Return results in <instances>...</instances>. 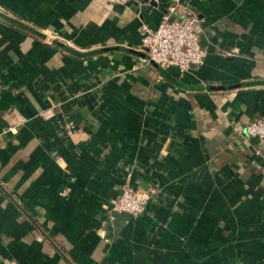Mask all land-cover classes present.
Returning <instances> with one entry per match:
<instances>
[{
  "label": "crops",
  "instance_id": "obj_1",
  "mask_svg": "<svg viewBox=\"0 0 264 264\" xmlns=\"http://www.w3.org/2000/svg\"><path fill=\"white\" fill-rule=\"evenodd\" d=\"M171 1L0 0V264H264V0H180L183 73L140 61Z\"/></svg>",
  "mask_w": 264,
  "mask_h": 264
},
{
  "label": "built area",
  "instance_id": "obj_2",
  "mask_svg": "<svg viewBox=\"0 0 264 264\" xmlns=\"http://www.w3.org/2000/svg\"><path fill=\"white\" fill-rule=\"evenodd\" d=\"M112 4H124L128 0H106ZM200 19L196 12L180 0L168 2L158 24L150 27L141 23L139 32L145 56L141 62H152L169 69L177 68L181 73L204 63L206 50L200 44L196 25ZM245 131L264 141V120L253 118L245 124ZM145 190L134 188L128 182L122 184L119 192L110 199L111 212H124L130 215L140 213L146 204Z\"/></svg>",
  "mask_w": 264,
  "mask_h": 264
},
{
  "label": "water",
  "instance_id": "obj_3",
  "mask_svg": "<svg viewBox=\"0 0 264 264\" xmlns=\"http://www.w3.org/2000/svg\"><path fill=\"white\" fill-rule=\"evenodd\" d=\"M129 215L130 214L124 212H113V216L119 218L120 220L128 217Z\"/></svg>",
  "mask_w": 264,
  "mask_h": 264
},
{
  "label": "rangeland",
  "instance_id": "obj_4",
  "mask_svg": "<svg viewBox=\"0 0 264 264\" xmlns=\"http://www.w3.org/2000/svg\"><path fill=\"white\" fill-rule=\"evenodd\" d=\"M109 3V2H108Z\"/></svg>",
  "mask_w": 264,
  "mask_h": 264
}]
</instances>
